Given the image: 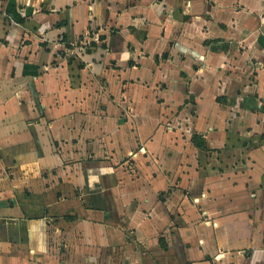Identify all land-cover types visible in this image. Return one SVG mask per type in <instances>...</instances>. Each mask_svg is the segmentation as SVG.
<instances>
[{"label": "crops", "instance_id": "1", "mask_svg": "<svg viewBox=\"0 0 264 264\" xmlns=\"http://www.w3.org/2000/svg\"><path fill=\"white\" fill-rule=\"evenodd\" d=\"M193 169L242 194L236 209L205 206L209 264H264V0H0V264L12 243L48 260L58 223L63 237L104 221L112 236L123 180L145 195L146 179ZM154 203L161 254L169 209Z\"/></svg>", "mask_w": 264, "mask_h": 264}, {"label": "rangeland", "instance_id": "2", "mask_svg": "<svg viewBox=\"0 0 264 264\" xmlns=\"http://www.w3.org/2000/svg\"><path fill=\"white\" fill-rule=\"evenodd\" d=\"M232 117L234 120H230L231 125L237 122L236 116ZM213 129L214 127H212V129H210L209 131ZM185 131H181L178 134L176 133L178 131H174L176 135H174L173 132L169 133L166 131L162 134V137L164 139L170 138L171 140L174 139V136L176 139H179V137L186 138L188 131ZM230 137L231 139L233 137V140H236V138L243 139V136L237 135V133L234 132L233 136H229V141ZM212 138L213 140H216V138L222 139L221 143L218 146L223 145L225 140V137H223L220 133L215 134ZM231 143L232 142H227L225 144L226 146H228ZM214 144H216V142H214ZM221 147L224 146L217 147V149L207 148L208 151L205 150L203 154L204 158L206 157L208 159L209 157H211V159H213L214 157H217V155L219 154L215 153H222L223 149H221ZM250 154L252 155L251 152ZM121 161L124 162L126 161V159H121ZM208 161H210V158ZM130 164L133 163L130 162ZM198 164L200 165V163ZM228 167L229 166H227L226 168ZM226 168L220 169L225 171ZM139 171H141L142 176H145V174H147L148 172L147 171L146 173H144L142 170ZM186 174L188 175H186L184 178L177 177L176 175H169L166 180H163L160 177L157 178V176L152 179H146V181L150 182L149 185H151V187L152 185H154L155 190H153V188H150L145 195H143V191L141 193L140 190L138 193L134 192L135 194H133V186H129L131 185L129 183L130 181L127 179L123 180L122 184L125 186L123 191L124 196L122 195L121 198L117 200L114 210L116 208L119 209L120 207V209H123L124 206L125 211H120V209H117L111 212V216L113 217L112 220L114 221L113 224L116 226V228L114 229V234L112 236L108 234L110 232V229L107 227L106 223H103L104 221H102V227L97 226L96 228H93L88 224H85V228H80V232L76 231L74 234L72 233V230L74 228H72L70 229L71 231L69 230L70 232L63 234V238L60 230L58 233L57 229H59L60 226L58 223L57 226L55 225L56 227L47 229L51 232L52 237H56V240H54V238L49 239L50 243L54 244L52 245V248L50 246L48 247L49 250L47 248V256L49 255L48 260L46 258V260L33 259V256L35 255V244L30 245L29 242H26L25 244L22 243L21 245L14 244L13 246L12 243V245L7 246L5 255L3 254V259L1 258V263L195 264L194 262H196V264H209L210 259H207L206 256L209 255L211 257L212 251L211 248L208 249L206 247V235H204L203 239L199 238L201 233L205 234V229L202 228L200 224L211 223V214L206 211L205 206H217L224 204V207L236 209L234 207L238 206V198H242V194H237L236 192L235 195L226 194L229 188L228 184H230L231 181H226L225 177L221 174L208 177L207 182H204V179L206 178L201 179L199 178V175L196 176L197 174H194V169L192 170V173L188 171ZM142 181L143 179L140 180V187L144 185L142 184ZM241 182H243V180H235L236 185H240ZM157 186H161L164 189L158 191V189H156ZM199 188H201L202 190L206 189V191L208 192H206L205 195H199L196 193L198 190H200ZM221 193H224V196H222ZM131 194H133L134 196L131 197ZM157 198H159V202H163V204L165 205H163L164 207L170 210L169 211L167 209H164L168 212L164 213L163 207L160 205L158 206L160 213L163 214V217L160 220V223L163 225V229L160 230L161 234L158 235L160 237H165L166 239V244L162 243L161 245V254H158V246L156 247L155 245L157 240L160 238H157V234L154 236L150 235L149 229L147 228L148 226L146 219L147 217L152 215L155 204L154 201ZM132 210L139 213L134 215ZM223 214H225V212ZM230 214L233 215V217L237 216V212H234L232 210L230 211ZM106 216V218H108L110 216V213H107ZM189 217L191 218L190 221L188 220ZM65 218L70 219V221L73 222L74 216L65 215ZM141 218L142 220H139ZM55 222L57 223L58 220H56ZM164 223H166V225ZM195 224L199 225V228H194ZM184 232H198V235L197 238L184 240ZM43 233V236L47 238V233L44 231ZM22 235H25V233H22ZM58 240L63 242V246H66L64 248V251L58 250V247L62 246L61 243L57 244ZM31 248L33 249L31 250ZM38 253L40 252L38 251ZM61 253L63 254L61 255ZM219 258L220 256L215 255L212 260V264H216V259Z\"/></svg>", "mask_w": 264, "mask_h": 264}, {"label": "trees", "instance_id": "3", "mask_svg": "<svg viewBox=\"0 0 264 264\" xmlns=\"http://www.w3.org/2000/svg\"><path fill=\"white\" fill-rule=\"evenodd\" d=\"M194 138H195V140H196L195 142L197 143V145H199L200 147H205V146H206V145L204 144V142L201 141L200 138H198L197 135H196ZM198 139H199L200 141H199Z\"/></svg>", "mask_w": 264, "mask_h": 264}]
</instances>
